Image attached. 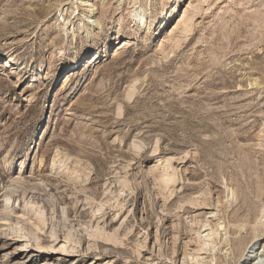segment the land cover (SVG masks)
<instances>
[{
    "label": "rangeland",
    "instance_id": "rangeland-1",
    "mask_svg": "<svg viewBox=\"0 0 264 264\" xmlns=\"http://www.w3.org/2000/svg\"><path fill=\"white\" fill-rule=\"evenodd\" d=\"M87 1L0 0V264H244L264 0Z\"/></svg>",
    "mask_w": 264,
    "mask_h": 264
},
{
    "label": "bare ground",
    "instance_id": "bare-ground-1",
    "mask_svg": "<svg viewBox=\"0 0 264 264\" xmlns=\"http://www.w3.org/2000/svg\"><path fill=\"white\" fill-rule=\"evenodd\" d=\"M76 1H79L82 4V7H84V9H86L85 10L87 12L86 14L89 15V16H85L84 17L85 18L84 22L80 25V29H82V30L85 29L86 30L87 28L92 27V25L94 23V21L92 20L93 18L90 16L91 12H92L90 10L91 6H90V4H89V2L87 0H76ZM63 11H64L63 8L58 10L59 17H63L62 16ZM145 18L146 17H145L144 9L141 6L135 7L134 13L132 15V21H134L137 24H143L145 22ZM61 19H62V22H63L64 19L63 18H61ZM64 22H63V24H64ZM73 29H74V27H72L71 30H73ZM64 31H66V30H64ZM230 194H231L230 196L233 197V192L232 191H231ZM220 227H221V225H220ZM203 233H205V234H203ZM203 233H202L203 235L198 233V239H199L200 245L202 247V250L203 251L204 250L205 251H210V250L213 251V248H212V246H214L213 245V242H214V240H213L214 238L213 237L217 236L218 232L217 231H213L211 228H207V229L203 230ZM212 240H213V242H212ZM54 241H56V239ZM104 242H101V246H103V247H105V246L113 247V246H110L111 244H108V240L104 241ZM255 244H256V242L251 243L250 247H248L247 253L245 254V259H244L245 262H244V264H264V247L262 248V251L259 254H258V252L255 254V251H253L254 250L253 247H255ZM119 249L120 248H118V247H113L112 250L119 251ZM91 255H93V254L92 253L89 254L88 257L91 256Z\"/></svg>",
    "mask_w": 264,
    "mask_h": 264
}]
</instances>
